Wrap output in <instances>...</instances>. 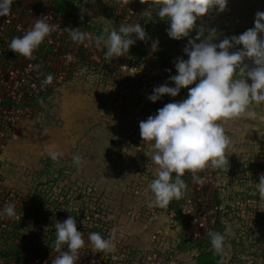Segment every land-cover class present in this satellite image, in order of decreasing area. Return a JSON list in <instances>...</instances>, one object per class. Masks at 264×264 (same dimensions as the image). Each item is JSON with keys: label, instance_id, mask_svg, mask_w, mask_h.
Returning a JSON list of instances; mask_svg holds the SVG:
<instances>
[{"label": "rangeland", "instance_id": "1", "mask_svg": "<svg viewBox=\"0 0 264 264\" xmlns=\"http://www.w3.org/2000/svg\"><path fill=\"white\" fill-rule=\"evenodd\" d=\"M43 2L16 0V10L26 15H20L25 27L44 16L50 21L49 8ZM114 5L118 3L113 0H86L82 7L86 15L80 19L87 18L95 34L106 36L105 29H118L132 18ZM127 5L136 14L131 21L139 23L147 35L141 41L132 34L135 43L125 55L105 56L103 43L94 51L96 55L91 56L90 46L86 50L75 48L67 60H58L61 49L56 44L49 47L48 41L33 51L36 64L46 54L48 66L62 64L66 73L60 80L52 77V88L22 105L15 134L0 156L6 184L17 190L25 204L30 196L38 204H62L63 209L62 205L52 208L56 216L63 214V220L69 215L84 217L89 209L107 212L112 225L109 233L115 231L112 243L124 249L118 264H146L149 253L155 251L162 258L158 264H264V202L256 192L259 174H264V103L250 105L255 119L223 121L230 138L225 149L228 166L199 171L202 183H194L185 171L183 196L163 208L149 207L152 196L147 186L158 166L144 153L151 151V145L141 138L139 122L164 104L186 98L188 88L198 82L181 88L176 97L164 94L155 102L148 99L154 87L174 86L168 77L176 74L177 57L187 59L182 49L189 37L195 38L196 28L189 37L169 38L168 21L157 17L149 3L130 0ZM54 6L58 12L54 13L60 15L62 10ZM60 8L64 6L60 4ZM257 11H264V0H228L223 11L213 8L195 24L205 27L204 35L214 28L217 35L212 42L218 43L253 27ZM153 40L159 41L155 52L150 48ZM168 40H175L174 46L162 53ZM245 63L253 66L251 60ZM42 95L47 96L38 101ZM50 150L63 155L53 161L48 156ZM73 154L82 157L79 169L72 163ZM40 207H36L38 211ZM77 221L82 222L78 216ZM226 225L232 226L233 234L226 235L227 247L222 254L215 253L211 245L197 247L200 241H209V231L224 233ZM105 259L115 264L112 252ZM16 262L11 259L3 264Z\"/></svg>", "mask_w": 264, "mask_h": 264}, {"label": "clouds", "instance_id": "2", "mask_svg": "<svg viewBox=\"0 0 264 264\" xmlns=\"http://www.w3.org/2000/svg\"><path fill=\"white\" fill-rule=\"evenodd\" d=\"M14 0H0V16L10 13ZM94 3V0H90ZM128 4L130 0H123ZM141 4L149 3L150 9L169 26L166 33L169 38L180 40L189 37V32L196 28L195 38L189 37L182 49L187 59L177 57L174 62L176 74L169 75L168 80L174 86L161 84L153 88L148 99L157 101L162 95L176 97L181 88H188L186 98L168 102L139 122V133L144 142L151 145L150 152H144L158 166L155 178L148 184L152 198L149 207H166L172 199H180L187 185L182 179L185 171L191 174L194 183H202L197 175L207 167L223 169L228 166L225 149L230 138L225 133L223 121L231 119H255L256 112L252 104L264 103V11H257L253 27L239 35L226 36L214 43L216 30L198 26L195 21L213 8L223 11L228 0H139ZM45 18L36 19L21 36L13 37L7 48L30 58L33 51L42 43L54 26ZM69 38L76 43L84 41L101 43L106 48L105 56L119 57L125 55L135 39L144 41L146 32L139 23L120 24L118 29H105L106 36L92 37L79 28H66ZM259 34V36H258ZM201 37H203L201 39ZM199 40V42H196ZM158 40H153L150 48L158 50ZM237 45L242 47L236 48ZM235 48L236 50L230 51ZM251 60L253 66L245 63ZM251 81V83L248 82ZM52 82V75L45 74L42 87ZM221 121V123H217ZM63 153L50 150L48 156L56 161ZM72 163L78 169L82 157L73 154ZM175 174L174 176L172 174ZM259 200L264 202V174H259L256 183ZM264 210V209H262ZM15 205L8 203L0 206V218H15ZM111 219V217H108ZM54 248L58 254L53 256L51 264H75L78 250L84 246L82 232L77 230L76 220L72 215L54 223ZM231 225H226L224 233L209 231L207 233L212 249L222 254L227 245L226 235H232ZM115 231L108 237L98 232H90L88 241L97 252L112 251ZM66 246V250H62Z\"/></svg>", "mask_w": 264, "mask_h": 264}, {"label": "built area", "instance_id": "3", "mask_svg": "<svg viewBox=\"0 0 264 264\" xmlns=\"http://www.w3.org/2000/svg\"><path fill=\"white\" fill-rule=\"evenodd\" d=\"M43 1L44 5L49 8L48 12L51 17L49 22L54 26V30L43 41L45 43L48 41L49 47L51 48L56 44L61 49V57L58 60H67L66 56L71 51L74 53L76 51L75 48L78 50H86L88 49L87 46L91 47V42L89 41L81 43L73 42L65 30L69 27L63 26L62 24L63 18L61 13H59L60 15L54 13L57 12L52 8V6L55 8L54 2L52 0ZM15 4L16 0L11 4L8 15L0 16V156L5 149L6 143L15 134V124L19 120L22 111H24L22 105L28 104L35 97L34 95L39 96L47 92L48 87L52 88L55 85L52 80L50 84L42 87L45 74H51L52 77L56 76L60 80L63 78L64 73H66V69L62 64L59 65L55 62L52 66H48L45 61L48 60V55L46 54L41 60V63L36 64L33 56L25 58L7 48V43L13 37L23 35L31 25L29 24V27H25V23L22 24L23 19H21V16L23 18L26 15L18 12ZM116 6H118V11L126 10L127 16H130L134 12V9L127 7L128 5L123 0L119 1ZM82 32H87L92 36L91 31L87 30ZM93 46L97 47L95 43ZM92 55H96L94 51ZM19 195L15 188L6 184L0 161V206L11 203L15 205L16 212L15 218H0V239L2 234L10 228V225L20 217L21 211H23L26 205L20 199L21 195ZM108 216L109 214L107 212L99 211L98 209H89V212H85L84 218L97 223V221L106 220ZM112 244L114 245V249L110 252H112L115 260H120L124 256V249L116 246L115 243ZM89 249L92 248H89V241L86 238L84 246L78 250V258L75 264H105V258L109 253L108 251L97 252L95 249H92L94 254L89 256ZM55 255L33 254L26 261H19L15 264H51V259ZM161 260L162 258L155 251L149 253L146 258V264H158ZM119 264L123 263L119 262Z\"/></svg>", "mask_w": 264, "mask_h": 264}, {"label": "trees", "instance_id": "4", "mask_svg": "<svg viewBox=\"0 0 264 264\" xmlns=\"http://www.w3.org/2000/svg\"><path fill=\"white\" fill-rule=\"evenodd\" d=\"M78 0H59V2L55 1V5L62 10L61 16L63 18L62 24L64 26H67L69 28H79L81 31H90L92 29V36H98L95 34V29L91 27V23H88V19L81 20L80 17H83L86 15L82 7L86 3V0H79V4L77 3ZM121 0H113V2H119ZM60 4L64 6V8H60ZM115 8H118V6H113ZM65 8H72L69 10V12L66 13ZM79 11V15H74L72 12ZM124 12V15L126 13V10H122ZM60 12V11H59ZM132 18L129 17V24H133V17H136L135 11L133 12ZM76 16H79L76 17ZM120 18H123L124 16H119ZM87 21V22H86ZM175 40H168L165 42L163 48L161 49L162 53H167V51L174 46ZM94 42H91V54L93 51L97 50V47L93 46ZM93 46V47H92ZM238 46V45H237ZM165 60V59H163ZM93 60L91 59V67L93 66ZM176 73V72H175ZM47 95L40 96L37 100L44 99ZM27 205L25 206V213L22 214V219L20 221V226H17V230L13 231L10 228V231L13 233V235L22 236V239H18V237H10L6 233L5 240H0V246H3V242H6V246L1 249L0 248V259L5 261H9L12 259V261L17 260H26L30 257L31 252H37L40 249L44 248L45 251L43 254L49 255L50 253L56 254L57 252L53 250L54 248V240H55V229H54V223L56 221H63V214L61 213L60 216H56V211L53 210V206H59L62 204L55 203V204H49L47 202L38 204L36 201H34L33 196H30L28 200L26 201ZM40 207L37 209L36 207ZM64 208L62 205L61 208ZM62 208V209H63ZM78 211V210H77ZM61 212V211H60ZM79 213V212H78ZM42 215V216H40ZM48 215V216H47ZM77 216L79 219H81V223H78ZM74 219L76 220L77 224V230H82V236L84 239L88 237L89 232H98L101 234L102 237H107L111 228V221L110 219L106 220H100L94 222L93 220L85 219L83 216L77 215ZM59 217V218H57ZM58 219V220H57ZM11 226V225H10ZM13 227V226H12ZM9 231V233H10ZM8 232V231H7ZM43 238V239H41ZM14 243V244H11ZM210 241L202 240L198 243V248H209L210 247ZM63 250H66V246L62 248ZM37 250V251H36ZM30 253V254H29ZM94 254L92 249H89V256ZM168 256V255H167ZM114 262V261H113ZM117 259L115 260V264H117ZM112 264L111 261L108 259L106 260L105 264Z\"/></svg>", "mask_w": 264, "mask_h": 264}, {"label": "flooded vegetation", "instance_id": "5", "mask_svg": "<svg viewBox=\"0 0 264 264\" xmlns=\"http://www.w3.org/2000/svg\"><path fill=\"white\" fill-rule=\"evenodd\" d=\"M22 214L20 215V217L13 223V224H11V226H10V228H11V230H13V231H16L17 230V226H20V221H21V219H22ZM13 226V227H12ZM10 228H8V232L6 231V233L8 234V235H10V237H18V239H22V236H18V235H13V233L10 231ZM9 231H10V233H9ZM41 239H43V238H41ZM0 240H5V236H4V234H2V237H1V239ZM6 242H3V246H0V248L1 249H3L5 246H6ZM11 244H14V243H11ZM43 250H45L44 248H42V249H40L39 251H37V252H31V251H33V250H31L30 251V253H31V255H30V257L33 255V254H36V255H38V254H41V255H43V253L45 252V251H43ZM29 253V254H30ZM22 259H20V260H18V261H21ZM27 260V259H26ZM26 260H24V261H26ZM0 262H1V264L3 263V261L0 259Z\"/></svg>", "mask_w": 264, "mask_h": 264}]
</instances>
